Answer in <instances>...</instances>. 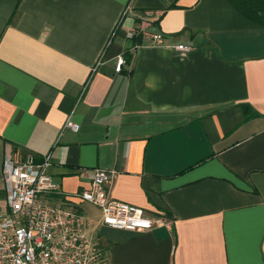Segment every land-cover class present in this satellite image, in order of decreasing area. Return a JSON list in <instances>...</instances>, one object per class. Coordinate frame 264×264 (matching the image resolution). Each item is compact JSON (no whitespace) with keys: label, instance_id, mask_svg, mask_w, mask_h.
Segmentation results:
<instances>
[{"label":"crops","instance_id":"0c3cea01","mask_svg":"<svg viewBox=\"0 0 264 264\" xmlns=\"http://www.w3.org/2000/svg\"><path fill=\"white\" fill-rule=\"evenodd\" d=\"M15 152L50 157L51 204L102 169L164 219L113 229L73 200L106 264H264V0H0V214Z\"/></svg>","mask_w":264,"mask_h":264},{"label":"built area","instance_id":"2783aa9c","mask_svg":"<svg viewBox=\"0 0 264 264\" xmlns=\"http://www.w3.org/2000/svg\"><path fill=\"white\" fill-rule=\"evenodd\" d=\"M147 16L153 13L147 12ZM147 36L152 43L164 44L162 34ZM174 48L181 56L194 50L185 44ZM124 64L120 58L116 71L121 72ZM65 128L76 133L80 125L69 116ZM49 166L50 157L37 162L32 154L5 155L1 180L6 211L0 214V264H106L103 251L88 238L87 220L73 200L98 208L102 224L109 228L149 231L166 225L163 218H150L141 208L112 196L115 171L96 169L88 189L66 196L63 204H51L50 196L63 194L47 173Z\"/></svg>","mask_w":264,"mask_h":264}]
</instances>
